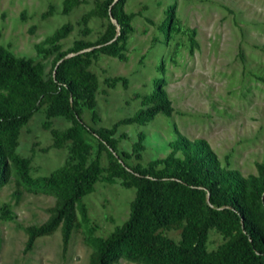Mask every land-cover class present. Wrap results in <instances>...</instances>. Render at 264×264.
I'll list each match as a JSON object with an SVG mask.
<instances>
[{
    "label": "rangeland",
    "instance_id": "374dc122",
    "mask_svg": "<svg viewBox=\"0 0 264 264\" xmlns=\"http://www.w3.org/2000/svg\"><path fill=\"white\" fill-rule=\"evenodd\" d=\"M99 1L0 0V47L39 63L46 77L58 50H67L75 40L96 42L113 23L94 12ZM122 7L131 15L124 48L115 56L94 50L88 57L86 70L97 82L96 117L77 101L83 122L110 127L144 108L142 98L158 86L170 102V114L116 126L118 154L131 153L142 133L140 157L120 155L126 164L144 166L165 157L178 132L188 140L204 139L219 165L242 176L256 174V165L264 163V0H124ZM61 26L67 29L64 36L50 42ZM47 109L48 103L40 104L16 130L14 153L28 159L32 178L47 177L62 166L86 165L97 149L84 128L76 138L54 144L51 130L64 131L71 121L63 113L47 116ZM107 161L102 151L100 177L80 201L86 219L75 205L66 242L58 224L25 249L28 229L46 222L57 200L50 190L18 179L6 159L0 174V264H95L97 239L127 218L134 195V187L121 179L101 178ZM159 233L177 241L180 229ZM223 240L209 229L206 250ZM111 264L141 263L118 258Z\"/></svg>",
    "mask_w": 264,
    "mask_h": 264
},
{
    "label": "trees",
    "instance_id": "16d2710c",
    "mask_svg": "<svg viewBox=\"0 0 264 264\" xmlns=\"http://www.w3.org/2000/svg\"><path fill=\"white\" fill-rule=\"evenodd\" d=\"M123 2H97L94 12L113 18L118 29L109 22L96 42L75 40L67 50H58L46 77L39 63L14 56L0 47V174L8 159L18 179L50 190L57 200L48 220L28 229L25 249L35 236L51 231L58 224L65 243L75 205L79 206L82 219H86L80 201L100 177L99 156L103 151L108 161L107 174L101 178L121 179L124 186L134 187V195L127 218L104 238L97 239L95 264H111L118 258L141 264H264V163L256 165V174L242 176L235 169L219 165L204 139L188 140L176 132L165 157L144 166L126 164L121 156L140 157L142 133L133 143L131 153L118 154L113 136L116 126L144 124L157 113L170 114V102L158 86L142 98L144 108L110 127L94 128L81 119L77 101L91 109L93 119L96 117L93 107L97 82L86 70L89 55L99 50L115 56L124 48L131 15L123 10ZM163 25L168 28V18ZM66 30V26L56 29L49 37L50 42L55 43ZM53 48L58 49V45ZM70 52L74 54L65 57ZM42 103H48L47 116L63 113L71 121L64 131L51 130L54 144L59 145L64 138H76L83 128L94 136L97 149L89 163L62 166L47 177L29 176L28 159L14 153L16 130ZM79 148L85 150L82 144ZM170 227L180 229L177 241L160 235L159 230ZM211 228L224 240L207 251V232Z\"/></svg>",
    "mask_w": 264,
    "mask_h": 264
},
{
    "label": "water",
    "instance_id": "95a60500",
    "mask_svg": "<svg viewBox=\"0 0 264 264\" xmlns=\"http://www.w3.org/2000/svg\"><path fill=\"white\" fill-rule=\"evenodd\" d=\"M110 18H111V17H110ZM111 20L113 21V24H115V25L117 26L116 21H115L113 18H111ZM116 34H117V31H116ZM73 54H74V53H73ZM73 54H67L65 57H68V56L73 55Z\"/></svg>",
    "mask_w": 264,
    "mask_h": 264
}]
</instances>
